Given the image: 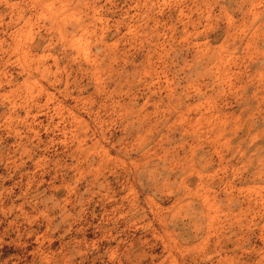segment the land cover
I'll return each mask as SVG.
<instances>
[{
    "label": "clouds",
    "instance_id": "9594fccd",
    "mask_svg": "<svg viewBox=\"0 0 264 264\" xmlns=\"http://www.w3.org/2000/svg\"><path fill=\"white\" fill-rule=\"evenodd\" d=\"M0 264H264V0H0Z\"/></svg>",
    "mask_w": 264,
    "mask_h": 264
},
{
    "label": "rangeland",
    "instance_id": "374dc122",
    "mask_svg": "<svg viewBox=\"0 0 264 264\" xmlns=\"http://www.w3.org/2000/svg\"><path fill=\"white\" fill-rule=\"evenodd\" d=\"M84 55L87 56V51L86 50H84Z\"/></svg>",
    "mask_w": 264,
    "mask_h": 264
}]
</instances>
